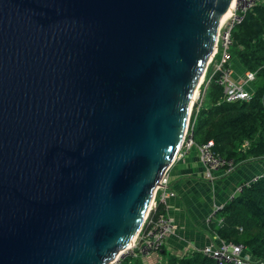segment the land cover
I'll return each mask as SVG.
<instances>
[{
	"label": "water",
	"instance_id": "obj_1",
	"mask_svg": "<svg viewBox=\"0 0 264 264\" xmlns=\"http://www.w3.org/2000/svg\"><path fill=\"white\" fill-rule=\"evenodd\" d=\"M231 2L0 0V264L115 261Z\"/></svg>",
	"mask_w": 264,
	"mask_h": 264
},
{
	"label": "trees",
	"instance_id": "obj_2",
	"mask_svg": "<svg viewBox=\"0 0 264 264\" xmlns=\"http://www.w3.org/2000/svg\"><path fill=\"white\" fill-rule=\"evenodd\" d=\"M232 38L230 64L235 62L244 72L255 73L250 86L252 98L247 102H224L221 88L210 85L194 130L196 143L212 140L214 150L232 158L239 167L264 161V0L247 11L243 22L233 29ZM161 207L158 203L157 210ZM218 215L222 222L211 225L218 237L225 243L242 244L245 247L242 256L264 264V172L224 204ZM138 258L126 257L118 264H136L132 261ZM166 261L167 264H216L201 250L186 256L168 255Z\"/></svg>",
	"mask_w": 264,
	"mask_h": 264
},
{
	"label": "built area",
	"instance_id": "obj_3",
	"mask_svg": "<svg viewBox=\"0 0 264 264\" xmlns=\"http://www.w3.org/2000/svg\"><path fill=\"white\" fill-rule=\"evenodd\" d=\"M259 0H238L237 7L232 12L231 19L225 20L224 25L218 31V36L215 41V46L211 54V58L204 70L202 80L198 83L193 94V101L189 110L188 120L184 132V136L179 147L177 157L182 155V150L195 148L198 153V158L203 166L204 177L212 180L214 173L223 172L225 174L232 173L237 163L232 158H227L214 150L212 140H207L202 143H196L194 126L203 106L207 90L210 85H217L222 90V100L232 103L238 101H250L252 93L248 85L253 82L255 73L245 71L241 80H235L232 77L231 47L233 44L232 31L235 27L241 24L247 14V11L255 6ZM260 175L251 177L237 185L234 190L223 201L222 205H215L212 212L207 216L206 221H213L220 224L222 218H217V212L222 209L224 204L230 202L237 194L241 193L244 186L256 182ZM175 193L168 189V173L165 170L161 175L160 180L154 190L153 200L148 213L145 215L143 223L136 234L131 245L127 246L121 253V257H147L151 253L159 252L164 246L165 239L168 234L174 232L177 225L168 215L163 213V208L157 210V204H165L166 197L174 196ZM245 247L242 244L225 243L221 241L218 245L213 243L206 244L201 247L203 254L212 258L216 264H254L247 257L242 256Z\"/></svg>",
	"mask_w": 264,
	"mask_h": 264
},
{
	"label": "crops",
	"instance_id": "obj_4",
	"mask_svg": "<svg viewBox=\"0 0 264 264\" xmlns=\"http://www.w3.org/2000/svg\"><path fill=\"white\" fill-rule=\"evenodd\" d=\"M240 75L235 80H240ZM242 166V165H241ZM240 167V166H239ZM239 167L232 173H214V179H206L203 167L195 148L183 159H175L168 167V189L175 193L166 197L163 213L175 221L177 228L168 234L161 251L151 253L148 257L134 259L136 264H167L168 255L186 256L199 250L206 244L218 245V237L212 223L206 221L215 205H222L227 196L241 181L264 172V166L248 168ZM217 214V218H221Z\"/></svg>",
	"mask_w": 264,
	"mask_h": 264
},
{
	"label": "rangeland",
	"instance_id": "obj_5",
	"mask_svg": "<svg viewBox=\"0 0 264 264\" xmlns=\"http://www.w3.org/2000/svg\"><path fill=\"white\" fill-rule=\"evenodd\" d=\"M261 0H259V2H260ZM258 2V3H259ZM257 3V4H258ZM232 65V77L234 78V79H236L237 78V76L238 75H240V77H242L243 76V70H242V68L237 64V63H235V62H233V64H231ZM241 80V79H240ZM251 84V83H250ZM249 86V85H248ZM187 153H189V151L188 150H185V149H183L182 150V155H180L179 157H177L176 159H183L184 158V156L187 154ZM200 161V160H199ZM200 163H201V161H200ZM201 165H202V163H201ZM260 165H262V166H264V161H257V162H250V163H245V164H242V166H240L239 167V169H241V170H243V171H245L246 169H248V168H254V169H256V168H258ZM203 167V166H202ZM264 168V167H263ZM168 169V168H167ZM167 169H166V171H167ZM206 179H207V177H205ZM121 257V256H120ZM121 260V259H120ZM119 260V261H120ZM118 261V262H119ZM118 262L117 261H115V262H111L110 264H118Z\"/></svg>",
	"mask_w": 264,
	"mask_h": 264
},
{
	"label": "bare ground",
	"instance_id": "obj_6",
	"mask_svg": "<svg viewBox=\"0 0 264 264\" xmlns=\"http://www.w3.org/2000/svg\"><path fill=\"white\" fill-rule=\"evenodd\" d=\"M237 1L238 0H232V2H231V4H230V6H229V8H228V10H227V12H226V14H225V16L220 20V22H219V25H218V30L219 29H221L222 28V26L224 25V22H225V20H228V19H231L232 18V16H231V14H232V12H234L235 11V9H236V7H237ZM218 32L219 31H217V36H218ZM217 36H216V39H217ZM243 43V42H242ZM210 58H211V56H210ZM209 58V59H210ZM209 61V60H208ZM208 61H207V63H208ZM204 72L205 71H203V73H202V75H201V77H200V80H199V82L202 80V78H203V75H204ZM260 80V79H259ZM257 82V81H256ZM192 101H193V99H192ZM192 101H191V104H190V106H189V110H190V108H191V105H192ZM216 151V150H215ZM222 154V153H221ZM177 158V156H175V159ZM174 159V160H175ZM135 238V237H134ZM134 238H132V240L128 243V245L127 246H129V245H131V243L134 241ZM245 245V244H244ZM126 246V247H127ZM125 247V248H126ZM124 248V249H125ZM124 249H121V250H119V252L115 255V260H117L120 256H121V253L124 251Z\"/></svg>",
	"mask_w": 264,
	"mask_h": 264
},
{
	"label": "clouds",
	"instance_id": "obj_7",
	"mask_svg": "<svg viewBox=\"0 0 264 264\" xmlns=\"http://www.w3.org/2000/svg\"><path fill=\"white\" fill-rule=\"evenodd\" d=\"M243 73H244V72H243ZM251 83H252V82H251ZM250 86H251V84H249V86H248L249 90H250ZM250 92H251V91H250ZM237 168H238V166L236 167V169H237ZM236 169H235V170H236ZM235 170H234V171H235ZM234 171H233V172H234ZM257 175H261V173H259V174H257ZM255 176H256V175H255ZM246 180H248V179H246ZM246 180H243V181H246ZM243 181H241V183H242ZM156 186H157V185H156ZM155 188H156V187H155ZM153 194H154V193H153ZM152 200H153V198H152ZM151 203H152V201H151ZM160 204H161V203H160ZM161 205H162V204H161ZM150 206H151V204H150ZM150 206H149V209H150ZM149 209H148V211H149ZM159 210H161V209H159ZM147 213H148V212H147ZM147 213H146V214H147ZM143 220H144V219H143ZM213 222H215V221H213ZM213 222H212V223H213ZM142 223H143V222H142ZM141 225H142V224H141ZM140 227H141V226H140ZM138 231H139V230H138ZM137 233H138V232H137ZM135 236H136V235H135ZM135 236H134V237H135ZM200 249H201V248H200ZM200 249H199V250H200ZM147 257H148V256H147ZM129 258L132 259L131 257H129ZM115 261H117V260H115ZM115 261H114V262H115ZM117 262H118V261H117ZM254 264H256V263H254Z\"/></svg>",
	"mask_w": 264,
	"mask_h": 264
}]
</instances>
